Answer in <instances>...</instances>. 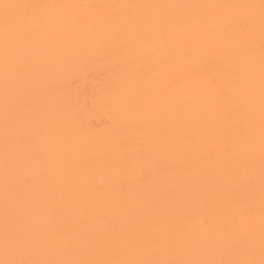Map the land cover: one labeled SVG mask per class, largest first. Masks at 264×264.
I'll use <instances>...</instances> for the list:
<instances>
[{
    "label": "bare ground",
    "instance_id": "bare-ground-1",
    "mask_svg": "<svg viewBox=\"0 0 264 264\" xmlns=\"http://www.w3.org/2000/svg\"><path fill=\"white\" fill-rule=\"evenodd\" d=\"M12 2L36 15L11 36L0 26V264H261V0ZM104 30L123 37L118 59L90 62L76 84L45 79L38 104L39 67ZM65 95L87 100L81 131L59 116ZM156 147L134 178L103 167ZM103 182L96 217L64 213L61 192Z\"/></svg>",
    "mask_w": 264,
    "mask_h": 264
},
{
    "label": "snow or ice",
    "instance_id": "snow-or-ice-1",
    "mask_svg": "<svg viewBox=\"0 0 264 264\" xmlns=\"http://www.w3.org/2000/svg\"><path fill=\"white\" fill-rule=\"evenodd\" d=\"M261 11V35L264 38V0L260 3ZM36 15V6L14 3L12 0H0V26L6 36H11L33 23ZM119 31L104 30L85 37L70 52L46 61L36 71L31 80V87L34 90L37 103H42L45 90L42 84L45 79L53 75H71V84H76L80 73L90 62L101 60H117V48L122 40ZM181 57H193L196 55L193 49H184ZM127 60V57L119 58ZM190 64L199 63L198 59H189ZM183 66V65H182ZM262 72H264V56H262ZM264 88V81H262ZM82 95V94H81ZM117 96H109L107 103L115 105ZM61 120L75 131H81L83 127V116L87 109V100H81L80 96L65 95L56 104ZM232 127L230 121H225L222 134H225ZM163 152L159 147L153 149L152 156L148 159L125 158L121 165H115L111 161L103 165L109 173L118 178L131 179L139 174L144 168H154L162 158ZM260 179V205L262 220H264V140L261 143V165L259 172ZM112 183L103 182L99 189L84 184H78L70 189L61 192L64 203L63 211L77 220H91L96 217L105 207V193L111 188ZM264 250V243H262ZM17 264V262H13ZM64 264H100V262H64ZM264 264V259L261 260Z\"/></svg>",
    "mask_w": 264,
    "mask_h": 264
}]
</instances>
